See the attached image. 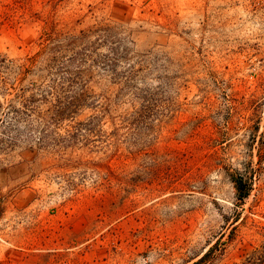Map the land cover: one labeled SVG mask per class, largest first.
<instances>
[{"label":"rangeland","instance_id":"obj_1","mask_svg":"<svg viewBox=\"0 0 264 264\" xmlns=\"http://www.w3.org/2000/svg\"><path fill=\"white\" fill-rule=\"evenodd\" d=\"M0 236V264H264V0H0Z\"/></svg>","mask_w":264,"mask_h":264},{"label":"trees","instance_id":"obj_2","mask_svg":"<svg viewBox=\"0 0 264 264\" xmlns=\"http://www.w3.org/2000/svg\"><path fill=\"white\" fill-rule=\"evenodd\" d=\"M235 189L237 192V197L241 200L245 199L249 194V187L250 185L241 178H237L234 180ZM212 249H209L198 261L194 262L193 264H202L210 255Z\"/></svg>","mask_w":264,"mask_h":264},{"label":"built area","instance_id":"obj_3","mask_svg":"<svg viewBox=\"0 0 264 264\" xmlns=\"http://www.w3.org/2000/svg\"><path fill=\"white\" fill-rule=\"evenodd\" d=\"M0 242H5V240L0 236Z\"/></svg>","mask_w":264,"mask_h":264}]
</instances>
